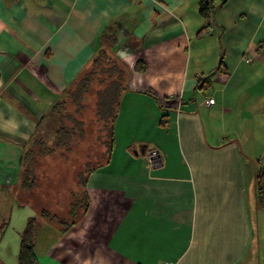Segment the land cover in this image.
<instances>
[{
    "label": "crops",
    "instance_id": "1",
    "mask_svg": "<svg viewBox=\"0 0 264 264\" xmlns=\"http://www.w3.org/2000/svg\"><path fill=\"white\" fill-rule=\"evenodd\" d=\"M111 32V154L76 217H41L16 204L23 154ZM263 165L264 0H0V264L29 218L34 264H260Z\"/></svg>",
    "mask_w": 264,
    "mask_h": 264
},
{
    "label": "rangeland",
    "instance_id": "2",
    "mask_svg": "<svg viewBox=\"0 0 264 264\" xmlns=\"http://www.w3.org/2000/svg\"><path fill=\"white\" fill-rule=\"evenodd\" d=\"M102 68L105 72L101 71ZM119 68L118 62L111 54L102 60V64L96 67L97 72L94 73L92 96L85 97L81 103L83 106H76L66 97L73 90V86L62 98L57 107H65L67 111L63 110L60 115L61 121L56 117L49 118L48 132L42 137L37 135V138L33 139L36 142H30L28 149H31L23 154L25 161L19 167L14 183L17 205L33 206L40 216H49L51 219L54 216L56 221H60L69 205L71 207L76 201L84 200L83 191L78 184L80 177H85L89 170L106 162L108 142V128L106 126L104 129L102 121L96 116L94 87L101 82L105 85L110 79H115ZM72 120L75 123H72ZM59 127L64 128L59 130ZM28 156L30 158H27ZM116 163L117 161H114L112 167H115ZM27 174L26 182L33 184H29L31 188L24 189L21 184ZM81 208L83 204L78 209ZM254 214L253 219L260 224L258 232L263 241V254L264 208L258 209ZM260 264H264V258Z\"/></svg>",
    "mask_w": 264,
    "mask_h": 264
},
{
    "label": "trees",
    "instance_id": "3",
    "mask_svg": "<svg viewBox=\"0 0 264 264\" xmlns=\"http://www.w3.org/2000/svg\"><path fill=\"white\" fill-rule=\"evenodd\" d=\"M198 11L201 16L208 18L210 17V15L213 14L214 8L209 3H201L199 5ZM115 41H116V36L112 32L104 36V38L102 39V42H103L102 47L98 48L93 53L91 60H90V64L88 65V68L74 80L72 85L65 91V94L63 96L65 97L68 91L73 86V90L72 91L70 90L71 92L69 93V96H66V97H68V99H70V101L76 106L78 107L81 106L82 105L81 103H83V100H85V97L87 95L92 96L91 88L93 87L92 83L94 80V73L97 72L96 67H99V65L102 64V60L106 59L107 56L110 54L114 57V59H116L120 67L119 71H116L117 77L115 79H110L107 83L105 82L106 83L105 85L103 84V82H101L100 84L94 87L96 88L94 90L96 116L100 121H102L103 126H104L103 128L106 129V126L108 128L107 134H106V137L108 139V142L106 145V149H107L106 155H105L106 159L109 158V155L111 154V151L113 148L114 124H115L117 114H118V106H119V100L121 97V93L126 88L125 80L127 76V69L125 68V66L122 64V62L118 59L116 55V49H114ZM92 64L93 66L91 67ZM103 69L104 68H102L101 71ZM135 70L141 71L143 70V68L141 66L139 67L136 66ZM102 72H105V70ZM61 101L62 99L59 102H55L51 108L52 113H54L55 117L58 118L60 121H61L60 115H62L63 110L67 111L65 107L64 108L57 107L58 104L61 103ZM72 123H75V121L72 120ZM60 128H64V127H59V130ZM74 129H77V127H74ZM32 142L34 143L36 142V140L34 141L32 140ZM30 149L27 148L26 151L28 152ZM27 158H30V157L28 156ZM23 161H25L24 156H23ZM95 168L89 170L87 174L85 175V177H82V175L80 177V181L78 182V184L79 186H81V189L83 191L84 200L76 201V203L71 204V207L69 205V215L71 217L77 216L78 208L82 204H83V208L88 204V199H87L86 192L84 191V186H85V182L89 174ZM27 176L28 174L25 176V180L21 184V188H24V189L31 188L30 185H32L33 183L30 181H28V183L26 182ZM255 203H256L257 208H264V165L261 167H258L255 173ZM35 223H36L35 218H29L24 230L22 231L20 235V244H19V251H18L19 264H34L36 261V256H35L33 245H32V235L34 232Z\"/></svg>",
    "mask_w": 264,
    "mask_h": 264
},
{
    "label": "built area",
    "instance_id": "4",
    "mask_svg": "<svg viewBox=\"0 0 264 264\" xmlns=\"http://www.w3.org/2000/svg\"><path fill=\"white\" fill-rule=\"evenodd\" d=\"M246 60L249 61V59H246ZM213 102H214V100L212 98H210V99L207 100V104H212ZM151 156L153 157V155H151ZM164 264H172V263L166 262Z\"/></svg>",
    "mask_w": 264,
    "mask_h": 264
},
{
    "label": "water",
    "instance_id": "5",
    "mask_svg": "<svg viewBox=\"0 0 264 264\" xmlns=\"http://www.w3.org/2000/svg\"><path fill=\"white\" fill-rule=\"evenodd\" d=\"M140 152H141V153H144V152H145V151H144V147H142V146L140 147ZM135 153H136V152H135ZM153 161H155V160L153 159Z\"/></svg>",
    "mask_w": 264,
    "mask_h": 264
},
{
    "label": "bare ground",
    "instance_id": "6",
    "mask_svg": "<svg viewBox=\"0 0 264 264\" xmlns=\"http://www.w3.org/2000/svg\"><path fill=\"white\" fill-rule=\"evenodd\" d=\"M209 99H210V98H209ZM207 100H208V99H207ZM207 100H206V103H207ZM213 103H214V102H213ZM213 103H212V104H213ZM207 105H211V104H207ZM152 159H158V157H155V156H154V157H152Z\"/></svg>",
    "mask_w": 264,
    "mask_h": 264
}]
</instances>
